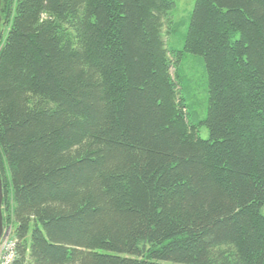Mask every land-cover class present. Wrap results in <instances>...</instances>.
Returning <instances> with one entry per match:
<instances>
[{
    "label": "trees",
    "instance_id": "1",
    "mask_svg": "<svg viewBox=\"0 0 264 264\" xmlns=\"http://www.w3.org/2000/svg\"><path fill=\"white\" fill-rule=\"evenodd\" d=\"M174 6L0 0L10 264H264V0H195L179 50ZM185 53L205 64L206 139Z\"/></svg>",
    "mask_w": 264,
    "mask_h": 264
},
{
    "label": "rangeland",
    "instance_id": "2",
    "mask_svg": "<svg viewBox=\"0 0 264 264\" xmlns=\"http://www.w3.org/2000/svg\"><path fill=\"white\" fill-rule=\"evenodd\" d=\"M175 6L167 16L169 26L164 25V41L168 48L181 49L195 0H174ZM168 32V33H167ZM167 33V34H166ZM180 95L187 105L188 119L196 124L204 120L207 111V77L202 56L185 53L178 64ZM173 72V68H172ZM201 138L209 137L204 123L197 126ZM264 215V204L260 208ZM10 228V227H7Z\"/></svg>",
    "mask_w": 264,
    "mask_h": 264
},
{
    "label": "built area",
    "instance_id": "3",
    "mask_svg": "<svg viewBox=\"0 0 264 264\" xmlns=\"http://www.w3.org/2000/svg\"><path fill=\"white\" fill-rule=\"evenodd\" d=\"M15 257V240L10 228H4L0 237V264H10Z\"/></svg>",
    "mask_w": 264,
    "mask_h": 264
},
{
    "label": "water",
    "instance_id": "4",
    "mask_svg": "<svg viewBox=\"0 0 264 264\" xmlns=\"http://www.w3.org/2000/svg\"><path fill=\"white\" fill-rule=\"evenodd\" d=\"M3 234V222H2V184L0 177V237Z\"/></svg>",
    "mask_w": 264,
    "mask_h": 264
}]
</instances>
